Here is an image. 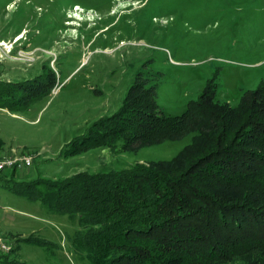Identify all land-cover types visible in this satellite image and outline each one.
Segmentation results:
<instances>
[{
    "label": "rangeland",
    "instance_id": "1",
    "mask_svg": "<svg viewBox=\"0 0 264 264\" xmlns=\"http://www.w3.org/2000/svg\"><path fill=\"white\" fill-rule=\"evenodd\" d=\"M138 73L159 84L166 115L185 112L212 78L217 101L236 105L264 81V0H0V82L28 81L27 93H36L30 104L0 109V160L32 158L0 178L59 181L177 155L189 137L60 154L119 109ZM77 232H84L77 222L0 187V241L8 248L0 256L9 264H90L72 246Z\"/></svg>",
    "mask_w": 264,
    "mask_h": 264
},
{
    "label": "trees",
    "instance_id": "2",
    "mask_svg": "<svg viewBox=\"0 0 264 264\" xmlns=\"http://www.w3.org/2000/svg\"><path fill=\"white\" fill-rule=\"evenodd\" d=\"M214 80L185 112L171 116L159 110V84L138 73L119 109L60 151L63 157L95 148L127 152L189 137L170 160L59 181L0 178V187L77 222L84 232L72 246L90 264H218L243 257L264 264V81L232 106L217 101ZM32 82L40 93L43 81ZM32 87L0 82V109L30 104ZM0 264H9L8 257L0 256Z\"/></svg>",
    "mask_w": 264,
    "mask_h": 264
},
{
    "label": "built area",
    "instance_id": "3",
    "mask_svg": "<svg viewBox=\"0 0 264 264\" xmlns=\"http://www.w3.org/2000/svg\"><path fill=\"white\" fill-rule=\"evenodd\" d=\"M32 163V158L29 156H20L17 158H4L0 160V171L5 168H15V169H24L27 166H30ZM8 250L5 243L0 241V251Z\"/></svg>",
    "mask_w": 264,
    "mask_h": 264
}]
</instances>
